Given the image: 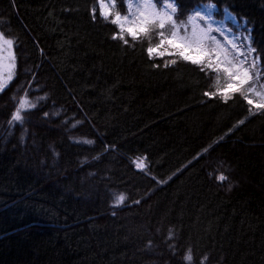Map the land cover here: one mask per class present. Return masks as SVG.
<instances>
[{
    "label": "trees",
    "instance_id": "trees-1",
    "mask_svg": "<svg viewBox=\"0 0 264 264\" xmlns=\"http://www.w3.org/2000/svg\"><path fill=\"white\" fill-rule=\"evenodd\" d=\"M125 1L111 10L129 15ZM153 3L185 21L208 10L256 49V73L264 65V0ZM113 18L98 0H0V31L16 42L0 92V264H264V112L204 96L211 71L149 58L158 36L112 40ZM25 96L38 106L10 126Z\"/></svg>",
    "mask_w": 264,
    "mask_h": 264
},
{
    "label": "snow or ice",
    "instance_id": "snow-or-ice-1",
    "mask_svg": "<svg viewBox=\"0 0 264 264\" xmlns=\"http://www.w3.org/2000/svg\"><path fill=\"white\" fill-rule=\"evenodd\" d=\"M208 9L216 7L213 4L207 5ZM115 8V0L112 5H105L101 0L100 15L104 20H108L110 16L114 17L110 23L118 26V31L115 32L111 39L120 41L123 45L129 44L130 37L132 41L147 38L149 36H158V42L147 47L146 51L149 58L163 57L165 55H176L183 61L190 62L196 65L201 71H211L217 74L216 91L205 92L204 96L209 98H219L225 104L239 95L246 101L248 113L254 115L257 112H264V85L259 88L256 86L258 64L256 59H249L252 53L256 52L255 48L248 46L247 51L242 50L241 45H238L234 40H228L233 51L229 52L225 49L216 36L212 35L213 28L208 23L209 17L202 16L199 12L195 15H189L185 20H182L178 13V6L175 3H167L166 8H160L158 3H153V0H143V4L129 15H121L119 11H112ZM131 9L132 5L128 4ZM95 10L93 9V19H96ZM197 21H202L206 26H201ZM188 26H191V32L187 31ZM184 34L181 35V31ZM218 31V30H217ZM248 41H251L249 36ZM214 45V47L210 46ZM15 40L8 38L5 32L0 31V92H3L8 84L14 78V69L16 56L13 53ZM176 63V60H171L164 63V67H169ZM153 67H160L159 64H154ZM223 74L226 78V83L222 86L219 84V76ZM255 97V98H254ZM39 99H46L41 97ZM18 108L10 117V126L19 123L21 126L24 123L23 111L35 109L38 105L32 102L27 96L19 99ZM49 113L45 112L47 117ZM59 115V113H53ZM81 123L77 121L76 124ZM239 123H244L241 120ZM73 124L72 127H76ZM23 139V137H22ZM86 144H93L94 141L85 140ZM97 159L99 157H96ZM136 169L144 171L148 168L145 158H140L135 162ZM220 180L225 177L221 175ZM128 197L120 194L115 200V206H120L125 203ZM134 203H140L139 200ZM171 230L169 239L171 240ZM188 255L184 259L191 262L193 260L192 250L189 249Z\"/></svg>",
    "mask_w": 264,
    "mask_h": 264
},
{
    "label": "rangeland",
    "instance_id": "rangeland-1",
    "mask_svg": "<svg viewBox=\"0 0 264 264\" xmlns=\"http://www.w3.org/2000/svg\"><path fill=\"white\" fill-rule=\"evenodd\" d=\"M103 3H104L105 5H109V6H110L111 3H112V0H103ZM128 4H131V2H130L129 0H126V1H125V6H126V8H127V12H128V14L131 15V13H132V8L129 9V8H128ZM131 5H132V4H131ZM98 6H99V11L101 12V0H98ZM129 18L132 19V18H133L132 15L129 16ZM197 23L201 24V26L204 24V22H202V21H197ZM217 30H218V29L213 28V32H212V33L215 34L217 40L220 41V43L222 44V46H223L225 49H227L229 52H232L233 49H232L231 45L228 44V40H229V39H228L227 37H225V36H224L219 30H218V31H217ZM154 39H156V38H154ZM209 43H210V42H209ZM238 44H239V45L242 44V40H241V38L238 39ZM210 46H211V47H214V45H211V43H210ZM13 53H14V50H13ZM14 70H15V69H14ZM262 78H264V65H263L262 67H260V68L258 69V71H257V80H260V81H261ZM138 159H140V158H134V159L132 160L133 163L135 164V162H136Z\"/></svg>",
    "mask_w": 264,
    "mask_h": 264
}]
</instances>
